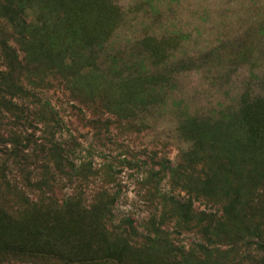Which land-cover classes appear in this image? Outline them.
<instances>
[{"label": "rangeland", "instance_id": "374dc122", "mask_svg": "<svg viewBox=\"0 0 264 264\" xmlns=\"http://www.w3.org/2000/svg\"><path fill=\"white\" fill-rule=\"evenodd\" d=\"M0 264H264V0H0Z\"/></svg>", "mask_w": 264, "mask_h": 264}, {"label": "trees", "instance_id": "16d2710c", "mask_svg": "<svg viewBox=\"0 0 264 264\" xmlns=\"http://www.w3.org/2000/svg\"><path fill=\"white\" fill-rule=\"evenodd\" d=\"M54 123H55V130L52 133V138H48V142L50 144H41L39 146H35L32 149L31 154L37 157V161L39 160L38 162L41 164L40 167L41 169H43V171L40 173H37V175H35L33 172H28L29 176L24 178L23 173L26 172L25 171L26 170V159L29 156V154L24 153L25 150L22 149V146H20L19 143H12L10 148L6 147L5 150L7 151L3 152L4 155H12V157L16 159V164H15L16 167H18V169L20 168V170L22 171L21 181L23 180V182H25V183L22 182V184H20L21 187L23 186L22 191L26 193V190L30 188L31 191L34 193V194L32 192L30 193L31 195H33V197L29 196L30 194H24L26 196L23 197V200H24L23 205L25 204H29L32 206L38 205L39 194L43 191V187H42L44 186L43 184L48 186L50 181L54 185L60 184V182L62 183L64 180L62 178L64 177L59 175V173H57L58 171L64 172L66 171L65 169H69V173L66 175H71V176L74 174V172L77 171L76 164H74L73 162V158L76 156L75 151H73V153H71L69 150L66 151V146L70 145L71 143L70 140H67V139L62 140V139H59L58 137L59 133L63 131L62 125H64V123L63 121L59 122L58 119ZM59 136H62V134H60ZM49 153L52 157L56 156L55 160L52 162H51V159L49 158H41L39 156V154L45 155ZM43 164L45 165L43 166ZM38 170L39 169H35L36 172H38ZM47 179H50V180L46 181ZM47 194L49 195V197H53V199L55 198L54 191H51L50 193H47ZM69 195L70 194L65 193L63 203L67 204L68 203L67 200L69 198H72ZM116 197L112 198V204L110 202L106 204H109V206L110 205L113 206L114 204H116L117 203ZM99 202L100 201L98 199L93 200L90 203L89 208L93 210L95 206L99 204ZM127 219H131V218H127Z\"/></svg>", "mask_w": 264, "mask_h": 264}]
</instances>
